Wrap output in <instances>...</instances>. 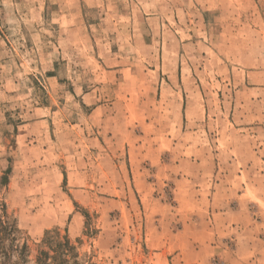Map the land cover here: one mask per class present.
Returning a JSON list of instances; mask_svg holds the SVG:
<instances>
[{
  "label": "rangeland",
  "instance_id": "1",
  "mask_svg": "<svg viewBox=\"0 0 264 264\" xmlns=\"http://www.w3.org/2000/svg\"><path fill=\"white\" fill-rule=\"evenodd\" d=\"M3 205L33 259H264V0H0Z\"/></svg>",
  "mask_w": 264,
  "mask_h": 264
},
{
  "label": "trees",
  "instance_id": "2",
  "mask_svg": "<svg viewBox=\"0 0 264 264\" xmlns=\"http://www.w3.org/2000/svg\"><path fill=\"white\" fill-rule=\"evenodd\" d=\"M78 252L67 236L48 233L32 258L28 241L23 238L16 219L3 205L0 214V264H80Z\"/></svg>",
  "mask_w": 264,
  "mask_h": 264
},
{
  "label": "crops",
  "instance_id": "3",
  "mask_svg": "<svg viewBox=\"0 0 264 264\" xmlns=\"http://www.w3.org/2000/svg\"><path fill=\"white\" fill-rule=\"evenodd\" d=\"M139 178V181H142L143 179V175L138 173L137 176H135V181L136 179ZM217 187H219L217 185ZM146 188H142L140 189V194L146 197L145 194ZM202 192V193H199ZM198 194L199 195H203V196H207V195H211V192H206L202 191L201 189H198ZM147 199V197H146ZM199 199V198H198ZM150 201V200H149ZM154 203H158V201H153ZM152 202V203H153ZM162 222L165 224H170L171 221H167L165 222L164 220H162ZM236 222H234L233 224H235ZM227 226V224H225ZM224 226V227H226ZM229 226V225H228ZM232 226V223H231ZM210 231H215L214 227L212 228V230ZM208 232V231H207ZM166 242L163 245V239H161V244L163 245L161 248H164L163 252H160L159 255H148L147 257H145V264H195L193 260L196 259V264H203V262L208 261L210 255H200L198 253H196V255H188V252H186L185 246L183 244V246L178 247V249H176L174 252V254H172L173 251H171L172 247H173V242H172V238H165ZM159 242V241H158ZM181 250V251H179ZM255 258V255H238L236 257V264H251L250 262L253 261V259ZM256 261H254L253 263H261V261H264V259L262 257H258L255 258Z\"/></svg>",
  "mask_w": 264,
  "mask_h": 264
}]
</instances>
